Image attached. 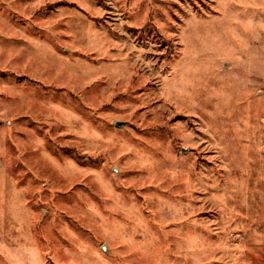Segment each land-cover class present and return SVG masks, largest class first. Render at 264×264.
I'll return each mask as SVG.
<instances>
[{"label": "rangeland", "instance_id": "374dc122", "mask_svg": "<svg viewBox=\"0 0 264 264\" xmlns=\"http://www.w3.org/2000/svg\"><path fill=\"white\" fill-rule=\"evenodd\" d=\"M0 264H264V0H0Z\"/></svg>", "mask_w": 264, "mask_h": 264}, {"label": "water", "instance_id": "95a60500", "mask_svg": "<svg viewBox=\"0 0 264 264\" xmlns=\"http://www.w3.org/2000/svg\"><path fill=\"white\" fill-rule=\"evenodd\" d=\"M124 124H125V123H123V122H117V123H116V126L119 127V128H121V127L124 126Z\"/></svg>", "mask_w": 264, "mask_h": 264}]
</instances>
